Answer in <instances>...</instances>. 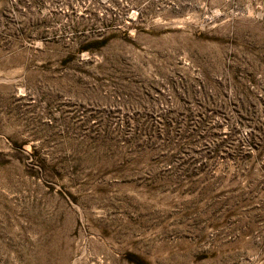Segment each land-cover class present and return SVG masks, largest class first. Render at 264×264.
Here are the masks:
<instances>
[{
    "label": "rangeland",
    "instance_id": "obj_1",
    "mask_svg": "<svg viewBox=\"0 0 264 264\" xmlns=\"http://www.w3.org/2000/svg\"><path fill=\"white\" fill-rule=\"evenodd\" d=\"M0 264H264V0H0Z\"/></svg>",
    "mask_w": 264,
    "mask_h": 264
}]
</instances>
